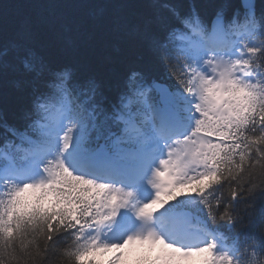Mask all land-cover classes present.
Listing matches in <instances>:
<instances>
[{
  "label": "snow or ice",
  "instance_id": "1",
  "mask_svg": "<svg viewBox=\"0 0 264 264\" xmlns=\"http://www.w3.org/2000/svg\"><path fill=\"white\" fill-rule=\"evenodd\" d=\"M67 6L94 11L49 22L62 51L143 45L158 75L109 87L30 30L0 42L21 100L0 111V264H264V0Z\"/></svg>",
  "mask_w": 264,
  "mask_h": 264
},
{
  "label": "trees",
  "instance_id": "2",
  "mask_svg": "<svg viewBox=\"0 0 264 264\" xmlns=\"http://www.w3.org/2000/svg\"><path fill=\"white\" fill-rule=\"evenodd\" d=\"M82 2L84 0H0V17L6 21L5 29L0 32V42L17 39L21 31L30 30L38 48L62 62L80 61L86 65V70L95 73L109 87H114L132 67L142 68L152 75H158L152 72L148 52L143 45H138L130 51L127 45L106 38L90 42L77 53L62 51L65 45L59 36V24L57 23L56 28L52 29L49 27V22L75 18L91 23L93 9L67 6ZM106 2L134 3L135 7L132 9H108L110 15L128 14L133 20L151 11L149 8L151 0H106ZM184 2L187 3L188 0ZM201 2L207 6L205 14L210 18L212 5L218 0H201ZM117 44L120 47L119 52L116 51ZM20 103L17 81L9 74L0 81V111L5 113L9 122L15 120ZM245 207L247 206L241 205L242 210Z\"/></svg>",
  "mask_w": 264,
  "mask_h": 264
}]
</instances>
